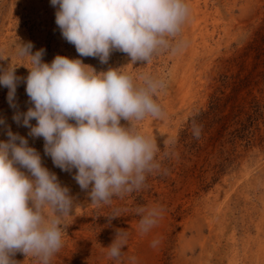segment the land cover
Returning a JSON list of instances; mask_svg holds the SVG:
<instances>
[{
    "label": "rangeland",
    "instance_id": "rangeland-1",
    "mask_svg": "<svg viewBox=\"0 0 264 264\" xmlns=\"http://www.w3.org/2000/svg\"><path fill=\"white\" fill-rule=\"evenodd\" d=\"M185 3L189 15L176 37L181 49L132 65L119 51L107 64L80 57L62 37L50 0H0V68L11 65L27 77L29 61L18 49L31 42L32 53L45 50V63L61 55L97 72L121 68L137 85L145 75L165 84L154 96L162 116L136 125L158 145L159 170L140 190L100 205L73 179L75 169L55 167L43 138L13 120L32 106L26 84H18L16 108L0 85V141L8 139V128L26 137L75 202L63 222V247L50 264H264V0ZM141 207L162 209L147 233L139 230ZM117 210L120 217L109 221ZM118 229L127 234L120 260L110 259L107 248ZM13 259L38 264L20 252Z\"/></svg>",
    "mask_w": 264,
    "mask_h": 264
},
{
    "label": "clouds",
    "instance_id": "clouds-1",
    "mask_svg": "<svg viewBox=\"0 0 264 264\" xmlns=\"http://www.w3.org/2000/svg\"><path fill=\"white\" fill-rule=\"evenodd\" d=\"M50 2L57 8L55 23L62 37L80 57L98 58L101 64H107L114 51L127 54L132 65L148 64L154 54L176 53L183 45L176 37L189 15L185 0ZM32 48L28 42L18 49L29 61L27 77L17 76V67L0 68L9 105L17 107L16 90L22 81L32 105L26 112L17 111L13 120L29 128V136L43 138L44 154L55 167L76 170L73 179L81 190L90 189L92 204H111L114 196L144 187L147 175L160 168L158 145L136 125L148 116H162L154 96L164 82L145 75L137 85L121 68L97 72L81 59L61 55L45 63V50L32 53ZM193 131L198 137L199 129L194 126ZM6 134L8 139L0 141V264H18L13 259L17 252L50 264L63 247L62 226L73 212L74 199L26 137L10 128ZM137 214L140 232L147 233L162 209L141 207ZM117 217L118 210L107 218ZM126 242L127 234L118 229L107 247L108 257L120 260Z\"/></svg>",
    "mask_w": 264,
    "mask_h": 264
},
{
    "label": "bare ground",
    "instance_id": "bare-ground-1",
    "mask_svg": "<svg viewBox=\"0 0 264 264\" xmlns=\"http://www.w3.org/2000/svg\"><path fill=\"white\" fill-rule=\"evenodd\" d=\"M197 5V4H196ZM204 6H205V3H204ZM206 7V6H205ZM200 9V8H199ZM205 9V8H204ZM204 11V10H203ZM209 12V11H208ZM215 21V20H214ZM195 23V22H194Z\"/></svg>",
    "mask_w": 264,
    "mask_h": 264
}]
</instances>
